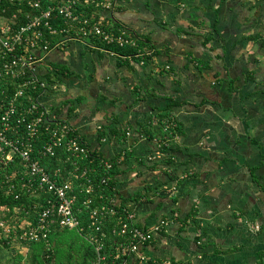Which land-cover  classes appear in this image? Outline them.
<instances>
[{
  "label": "crops",
  "instance_id": "0c3cea01",
  "mask_svg": "<svg viewBox=\"0 0 264 264\" xmlns=\"http://www.w3.org/2000/svg\"><path fill=\"white\" fill-rule=\"evenodd\" d=\"M112 8L100 13L106 26L115 15L147 34L149 59L119 58L83 38L38 68L56 80L41 96L51 114L106 157L125 158L117 200L140 225L162 222L131 264H264V0H115ZM166 106L181 128L172 150L147 130ZM146 184L150 197L131 199Z\"/></svg>",
  "mask_w": 264,
  "mask_h": 264
},
{
  "label": "built area",
  "instance_id": "2783aa9c",
  "mask_svg": "<svg viewBox=\"0 0 264 264\" xmlns=\"http://www.w3.org/2000/svg\"><path fill=\"white\" fill-rule=\"evenodd\" d=\"M113 3L114 0H0V104L3 106L0 114V163L6 165L15 154H19L25 166L23 171L14 170L0 177V187L4 186L8 193L15 192L16 176L21 172L20 183L27 193L50 192L46 205L32 217H21L17 214L19 207L11 209L9 205L0 203V244L3 238L13 245L48 241L55 226L76 228L94 246L95 256L91 264L110 261L111 264H131L135 254L145 258L140 251L141 245L151 241L161 228L162 222L150 226L138 224L135 211L129 206L120 208L116 196L110 203H95V185L89 177V167L81 166L78 159L90 154V146L74 125L51 114L49 105L41 99L47 89V80L40 74L38 65L54 48L65 47L71 39L90 37L121 45L137 43L127 27L114 30L106 26L101 15L87 14L82 8L93 4L102 10H110ZM177 123L175 118L168 120L164 129L169 132L155 138L159 147L179 138V132L173 130ZM43 130L49 132V139L40 150L42 154L55 155L59 146L70 153L68 158L72 168L67 177L60 167L51 171L33 156L35 140ZM103 162L108 168L113 163L109 159ZM73 176L87 180L84 185L80 183V190L87 193L82 202L88 207L91 218L88 225L78 213L81 208H76L78 191ZM102 182H106V178H102ZM20 195L21 192L16 191L15 196ZM109 216L117 218L112 233L124 237L114 246L115 251L107 249L105 240L107 231L104 224Z\"/></svg>",
  "mask_w": 264,
  "mask_h": 264
},
{
  "label": "trees",
  "instance_id": "16d2710c",
  "mask_svg": "<svg viewBox=\"0 0 264 264\" xmlns=\"http://www.w3.org/2000/svg\"><path fill=\"white\" fill-rule=\"evenodd\" d=\"M82 8L84 9L85 13L87 14L94 13L96 17H98L101 11H103L101 8L94 6L93 4L84 7L82 6ZM113 19H114L113 24H111L109 27L112 26L111 28L114 30L122 28L123 26L127 27L131 37L137 41L136 44L126 43L124 45H121L117 42L106 43L97 37H90L86 39V41L91 42V40L92 41L95 40L96 43L102 46L103 48L115 51L119 58H123L124 56L130 55L132 58L136 60L149 59L155 51L154 45L151 43L150 37L147 34H141L138 31L134 30L133 28L122 23L119 19L115 18V15L113 16ZM149 50L152 51V53H148ZM67 72L66 73L69 75L70 71L68 70ZM43 76L47 80V89L51 87L53 88L52 83L56 80L52 78V72H46L43 74ZM11 87H13V85ZM2 111H3V106H1L0 104V114ZM155 115H156L155 124L148 123L147 130L150 133L149 135L151 137L156 136L155 138H160L163 135H165V133L169 132L168 130L165 131L164 127L165 124L168 122V120L174 118V116L170 106L161 108L158 112L155 113ZM104 129L105 126L103 127L102 133L104 132ZM173 130L181 133L179 122L177 123V127H175V129ZM125 134L126 131L122 130L121 136L122 135L124 136ZM48 139H49V132L44 130L41 131V135L35 140L32 154L34 157L39 158L40 161L44 163L51 171H54L57 167H60L62 174L65 177H67L70 173V169L72 168L71 159L68 158L70 153L66 150V148L59 146L57 147V152L55 155L42 154L40 150L42 146L48 141ZM83 139L85 140L84 137ZM86 143L88 144L87 141ZM175 144L176 141H172L169 145H161L159 148L162 150H172L175 149L176 147ZM126 155L127 157L131 156V154H129L128 152L126 153ZM78 159L79 162L81 163V166L87 165L89 167L88 174L89 177L93 179L95 185V191L93 193L95 203L97 204L110 203L112 197L117 196L118 182H119L118 175L122 171L121 163L125 158L123 157L121 159L119 158V155L108 158L98 149H93L90 147V154L82 158L78 157ZM106 159H109L110 161L113 162L110 168H108L103 162ZM167 160H171V157H169ZM24 168L25 166L23 165V162L20 160L19 154H15L14 159L10 161L8 164L4 165L0 163V177H5L7 173H11L14 170L17 171L18 169H20V171H23ZM20 175L21 172L18 173L16 176V180L18 179V181L15 192L8 193L4 186L0 187V203L9 205L11 209H13L14 207H19L20 211L17 212V214L21 217H24L26 215H30L32 217L34 216V212H36L41 207L46 205L47 203L46 198L47 196L50 195V192L47 190H43L40 192V194L37 195L30 193L29 191L27 193L25 191V188L21 186L19 179ZM73 178H74L75 188L78 191V200L76 203V208L79 207L81 208L80 210H78V213L82 221L88 225L91 218L89 216L88 207L84 205L82 202L83 199L86 197L87 193L85 191L80 190L82 185H84L87 180L85 178L80 179L74 176ZM102 178H106V182H102ZM80 183H82V185ZM149 189H151L150 185L146 184L144 189L140 191H136L131 196V199L137 200L138 198L143 196H145L146 198L150 197V194L147 192V190ZM16 191L21 192V195L19 197L15 196ZM120 204H121L120 208L124 206L126 207L128 206V204L124 201H120ZM116 223H117V218L115 216L112 217L109 216L104 224V229L107 231V236L105 240L107 242L108 250L112 249L115 251L116 249L114 248V246L124 239L122 235L112 233L111 230L112 226L115 225ZM61 228L62 227L55 226L50 232L48 241L47 240L31 241L28 242L27 244L23 242V244L20 245H13V244H9L8 241L5 240L6 238H3L1 239V242L3 240V243L0 244V254L3 257L9 259V257L12 256L11 252H8L9 250L10 251L14 250L12 251V253L17 252L15 256L16 258L13 257L14 263L9 262L8 264H69L70 257L72 255L69 254L68 252L66 255L63 256L61 250H59L58 248L57 243L54 244L53 241V239L55 238V234ZM81 235L87 242V245L85 246L84 249V259L88 262V264H91V261L95 256L94 246L84 237L83 234ZM24 248L25 250H23ZM4 264H7V262ZM105 264H111V261Z\"/></svg>",
  "mask_w": 264,
  "mask_h": 264
},
{
  "label": "rangeland",
  "instance_id": "374dc122",
  "mask_svg": "<svg viewBox=\"0 0 264 264\" xmlns=\"http://www.w3.org/2000/svg\"><path fill=\"white\" fill-rule=\"evenodd\" d=\"M60 86L64 92L68 89L65 86V83H61ZM67 95H70V97H76V95L71 91L67 92ZM53 241H54V244L57 243L58 248L59 250H61V253L63 254V256L66 255L68 252L69 254L72 255L70 257L69 264H88V262L84 259V249H85V246L87 245V242L85 241V239L82 237V235L79 233V231L76 228L59 229L58 232L55 234V238L53 239ZM15 245H18V243H15ZM23 250H25V248ZM12 251L10 250L8 251V252H11V255H12L9 257V259L3 257L0 254L1 264H4L6 262L7 264L9 262L14 263L13 257L16 256L17 252L12 253Z\"/></svg>",
  "mask_w": 264,
  "mask_h": 264
}]
</instances>
